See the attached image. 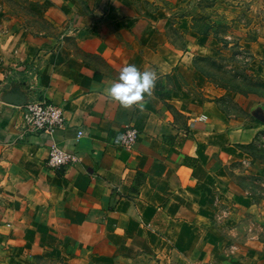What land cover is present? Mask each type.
I'll return each instance as SVG.
<instances>
[{
    "label": "crops",
    "instance_id": "1",
    "mask_svg": "<svg viewBox=\"0 0 264 264\" xmlns=\"http://www.w3.org/2000/svg\"><path fill=\"white\" fill-rule=\"evenodd\" d=\"M80 2L85 10L78 5L59 37L0 34L1 246L59 255L60 264H74L73 247L83 248L80 264L220 261L244 224L222 222L229 212L218 200L257 129L171 100L165 38L140 28L130 0ZM127 64L157 78L124 107L106 89ZM38 100L63 111L52 136L24 127L23 105ZM127 126L140 131L130 149L118 145ZM53 142L75 154L71 165H45Z\"/></svg>",
    "mask_w": 264,
    "mask_h": 264
},
{
    "label": "rangeland",
    "instance_id": "2",
    "mask_svg": "<svg viewBox=\"0 0 264 264\" xmlns=\"http://www.w3.org/2000/svg\"><path fill=\"white\" fill-rule=\"evenodd\" d=\"M130 4L141 29L165 38L172 59L169 95L177 106L193 114L218 108L235 126L257 129L246 150L249 159L237 163L226 181L228 190L218 200L219 208L229 212L222 222L243 223V233L239 231L237 245L225 248L226 256L208 264H264V0H130ZM78 5L85 10L80 0H0V34L20 31L26 37L54 39L66 30L68 18L80 11ZM241 234L246 238L243 247ZM227 236L235 239L236 234ZM1 244L0 264L64 261L59 255ZM81 249L67 250H72L74 264L81 263ZM86 264L107 263L94 257Z\"/></svg>",
    "mask_w": 264,
    "mask_h": 264
},
{
    "label": "built area",
    "instance_id": "3",
    "mask_svg": "<svg viewBox=\"0 0 264 264\" xmlns=\"http://www.w3.org/2000/svg\"><path fill=\"white\" fill-rule=\"evenodd\" d=\"M22 120L28 133L45 136H52L66 124L62 109L45 100L24 104L22 107ZM78 134L80 135L81 132ZM139 135L140 131L137 127L127 126L118 139V145L130 149ZM75 159V154L66 151L53 142L48 148L45 165L50 169L65 168L71 165Z\"/></svg>",
    "mask_w": 264,
    "mask_h": 264
},
{
    "label": "clouds",
    "instance_id": "4",
    "mask_svg": "<svg viewBox=\"0 0 264 264\" xmlns=\"http://www.w3.org/2000/svg\"><path fill=\"white\" fill-rule=\"evenodd\" d=\"M152 70L141 71L135 64L125 65L118 79L106 89L107 95L122 106L129 107L140 102L145 93H149L156 81Z\"/></svg>",
    "mask_w": 264,
    "mask_h": 264
}]
</instances>
